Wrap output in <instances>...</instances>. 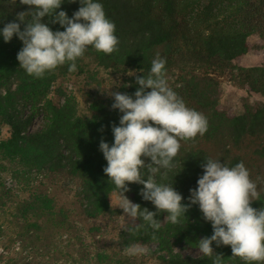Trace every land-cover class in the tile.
I'll return each mask as SVG.
<instances>
[{
	"label": "trees",
	"instance_id": "trees-1",
	"mask_svg": "<svg viewBox=\"0 0 264 264\" xmlns=\"http://www.w3.org/2000/svg\"><path fill=\"white\" fill-rule=\"evenodd\" d=\"M103 5L107 17L115 23L119 39L118 51L107 55L89 48L79 59L77 70L70 73L62 66L43 78L29 76L17 59L23 48L18 36L5 42L0 35V127L9 128L8 136L0 137V168L6 163H16L23 169H36L45 173H62L81 181L79 195L89 217L114 215L110 197L120 195L119 190L104 173L107 161L100 151L103 140L114 143L112 125L119 126L122 113L108 111L95 102L93 116L78 114L76 105L67 100L62 106L47 99L52 84L60 77L83 73L88 60L96 61L105 69L124 74L136 71L147 76L152 60L159 56L166 60V74L176 73L177 84L173 90L189 108L202 113L208 121V130L194 140L181 141L174 159V168L161 169L158 183L173 185L189 204L191 190L198 188V179L204 174L202 165L207 159L220 160L229 167L243 162L257 185L258 197L251 206L264 208V103H245L242 114H233L219 108L222 94L221 78L229 72L242 88L250 94L264 97V64L240 67L236 63L254 51L252 36L264 42V0H95ZM227 4L228 11L220 14V5ZM82 5L64 0L61 8L71 19ZM33 9L20 0H0V31L8 23L27 24L17 19L19 13ZM26 20L31 19L27 14ZM54 17H44L42 22L53 32L65 31ZM15 88H12V84ZM138 87L127 94L134 97ZM150 91V90H149ZM30 113L24 117V109ZM35 115L42 116L39 129L28 130ZM1 133V130H0ZM151 163L150 158H144ZM167 171V175L163 173ZM1 172V171H0ZM146 172V170H145ZM146 178V176H145ZM127 198L149 211L155 206L140 195L143 185L129 184ZM4 190L0 176V202ZM48 201V199H47ZM46 202V200H45ZM48 208V207H47ZM48 210V209H47ZM166 213H157L156 219L164 222ZM38 228V223L30 224ZM126 232V233H124ZM121 233L127 245L159 243L168 256L159 255L161 264H213L209 258L174 253L170 238L197 247V241L214 234L212 224L203 218L199 205H191L186 217L176 224L164 223L155 231L143 220L132 224ZM155 234L156 239H152ZM214 252L223 257L222 264H245L232 257L230 246L212 245ZM101 264H105V261ZM110 264H114L110 262ZM115 264H128L117 261Z\"/></svg>",
	"mask_w": 264,
	"mask_h": 264
},
{
	"label": "clouds",
	"instance_id": "clouds-1",
	"mask_svg": "<svg viewBox=\"0 0 264 264\" xmlns=\"http://www.w3.org/2000/svg\"><path fill=\"white\" fill-rule=\"evenodd\" d=\"M20 2L33 9L17 16L19 21L26 22V28L21 31L19 23H8L0 35L5 42H10L13 36L22 41L17 59L29 76L40 79L65 65L70 73L75 72L76 62L89 48L107 55L118 51L116 25L107 17L101 3L80 0L82 6L70 19L64 11L57 13L64 0ZM29 13L31 19L26 20ZM44 17H54L51 22L60 24L65 31L53 32L42 22ZM130 73L139 85L135 98L111 92L115 101L112 108L118 109L122 116L119 126L112 125L114 143L110 146L103 140L100 142V151L107 161L104 173L120 193L119 208L131 221L143 220L158 231L164 223L176 224L182 216L186 217L191 205H199L203 218L214 230L210 238L196 242L200 253L209 258L215 255L213 264H222L223 257L212 247L215 242L217 246H230L232 257L240 258L245 264H264V208L257 210L251 206L258 191L249 170L243 162L229 167L220 160H205L204 174L197 181L198 188L191 190L188 205L173 185L158 183L156 177L161 169L174 168L181 141L203 136L208 121L202 113L189 108L169 86L166 60L159 54L152 60L147 76ZM144 158H150L151 163H145ZM129 184L143 185L140 195L157 211L141 209L139 204L131 202L125 195L130 190ZM157 213H166L164 222L155 218ZM152 239H156L155 234ZM150 251L147 245L132 244L125 247L124 254L141 257Z\"/></svg>",
	"mask_w": 264,
	"mask_h": 264
},
{
	"label": "rangeland",
	"instance_id": "rangeland-1",
	"mask_svg": "<svg viewBox=\"0 0 264 264\" xmlns=\"http://www.w3.org/2000/svg\"><path fill=\"white\" fill-rule=\"evenodd\" d=\"M228 9L227 4L220 5V14ZM251 41L256 48L236 63L240 67L264 64V42L257 36H252ZM88 61L83 73L58 78L52 84L47 99L57 106H62L69 99L75 103L78 114L93 116L95 102L113 111L115 101L110 96L111 92L127 94L134 87H139L135 76H130L133 73H116L101 67L96 61ZM236 72H229L221 78L219 108L242 114L246 102L264 103V97L248 93L233 80ZM167 81L172 89L179 86L174 72L167 75ZM11 86L15 88L14 83ZM29 113L28 107L24 109L23 116ZM41 122L42 116L35 115L28 130L39 129ZM0 130V137L8 136L7 126H1ZM0 171L4 190L3 202H0V264H101V261L105 264L117 261L161 264L159 255L168 256L155 240L142 244L151 250L149 255L129 257L124 254L125 247L129 245L122 240L121 233L132 221L119 208L120 195L110 197L114 215L93 218L85 213L79 195V179L62 173L25 170L16 163H6ZM34 222L39 224V232H36L38 228L30 226ZM169 240L174 253L202 255L193 245L176 243L174 238Z\"/></svg>",
	"mask_w": 264,
	"mask_h": 264
}]
</instances>
